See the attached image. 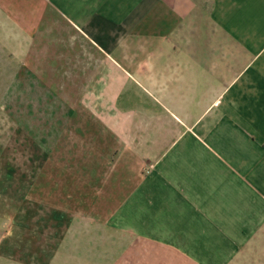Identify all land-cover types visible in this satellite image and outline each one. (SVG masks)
I'll list each match as a JSON object with an SVG mask.
<instances>
[{"label": "crops", "instance_id": "1", "mask_svg": "<svg viewBox=\"0 0 264 264\" xmlns=\"http://www.w3.org/2000/svg\"><path fill=\"white\" fill-rule=\"evenodd\" d=\"M3 44L86 72L103 158L18 177L0 264H264V0H0Z\"/></svg>", "mask_w": 264, "mask_h": 264}, {"label": "rangeland", "instance_id": "2", "mask_svg": "<svg viewBox=\"0 0 264 264\" xmlns=\"http://www.w3.org/2000/svg\"><path fill=\"white\" fill-rule=\"evenodd\" d=\"M9 52L5 44L0 46V223L23 220L19 198L23 194L14 187L23 189L19 176L39 173L34 162L44 157V151L49 161L63 157L66 162L79 153V159H86L89 149L95 159L103 158V152L89 148L88 137L101 138L103 124L94 114L96 109L102 111L101 105L89 101L100 88L87 85L86 72L50 70L45 57L35 54L28 65L31 70H24L23 56ZM41 127L48 132L47 150L40 149L35 138L40 137ZM61 142L63 149L57 150ZM77 142L80 152L73 150L72 143Z\"/></svg>", "mask_w": 264, "mask_h": 264}]
</instances>
